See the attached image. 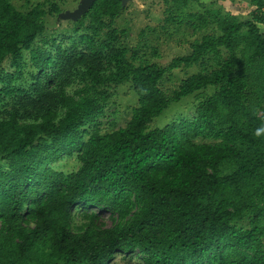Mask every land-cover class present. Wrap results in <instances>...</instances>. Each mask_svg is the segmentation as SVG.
Segmentation results:
<instances>
[{"label": "trees", "instance_id": "1", "mask_svg": "<svg viewBox=\"0 0 264 264\" xmlns=\"http://www.w3.org/2000/svg\"><path fill=\"white\" fill-rule=\"evenodd\" d=\"M13 1L0 0V264H110L134 251L143 264H264V0H249L247 19L217 1L159 0L165 22L200 34L167 67L119 43L121 0L68 20L71 44L52 39L53 53L34 42L68 0ZM24 52L28 87L16 84ZM180 67L198 71L167 96L160 81ZM124 84L137 105L101 133ZM188 96L199 97L191 119L150 128ZM73 155L77 170L47 168ZM75 206L108 210L110 226L86 211L76 220Z\"/></svg>", "mask_w": 264, "mask_h": 264}, {"label": "rangeland", "instance_id": "2", "mask_svg": "<svg viewBox=\"0 0 264 264\" xmlns=\"http://www.w3.org/2000/svg\"><path fill=\"white\" fill-rule=\"evenodd\" d=\"M36 1L38 0H30L31 3H35ZM52 1L58 2L60 0ZM199 1L205 4L217 1L223 6L222 8L225 11L243 19H247L253 9L249 0ZM77 2L68 0V3L64 5L66 7L65 11L75 9L78 4ZM13 3L18 8L24 6V0H14ZM164 10L165 7L159 0H131L126 3L120 15L115 19L114 27L119 32V43L122 46L127 47L131 51L136 49L140 55H143L151 63L167 67L172 59L188 54L190 42L199 38L200 34H193V31L187 26L185 21L178 26L165 22L167 14L164 13ZM193 11H196V9ZM67 21L60 18L48 17L46 19L47 29L35 40L34 45L51 53L54 52V47L51 46L50 42L52 39H55L65 47L70 45L71 40L69 36L72 34V27ZM43 41H47V43ZM23 57L25 59V66L22 68V76L16 84L20 87H28L30 84L29 73L33 69L28 67L29 53L24 52ZM9 64L10 62L8 61L3 64L7 70H10ZM197 71V67H180L170 70L164 74L159 88L165 95L170 96L183 79L195 74ZM198 99L199 97L188 96L178 103L171 104L160 116L150 123V128H162L170 122L191 119L194 104L197 103ZM136 105L137 98L131 87L128 84L122 85L106 107L105 115L97 120V129L101 133H109L124 127L130 119L132 109ZM78 166L79 162L75 155L47 164L48 169L63 173L73 172L77 170ZM85 211L96 214L105 225L110 226V213L106 209L98 207L85 209L81 206H75L71 213L74 214L76 220H79L80 214ZM110 264H143V261L138 251L130 254L116 252Z\"/></svg>", "mask_w": 264, "mask_h": 264}, {"label": "water", "instance_id": "3", "mask_svg": "<svg viewBox=\"0 0 264 264\" xmlns=\"http://www.w3.org/2000/svg\"><path fill=\"white\" fill-rule=\"evenodd\" d=\"M94 1L95 0H79L75 9L59 14L58 18L76 22L83 14H85L90 9ZM129 1L131 0H121L122 7H124Z\"/></svg>", "mask_w": 264, "mask_h": 264}]
</instances>
